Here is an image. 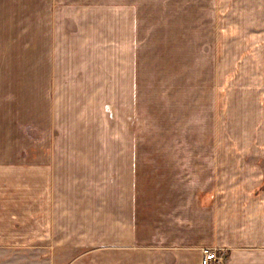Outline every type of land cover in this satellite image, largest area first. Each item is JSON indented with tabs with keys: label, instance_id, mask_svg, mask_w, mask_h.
<instances>
[{
	"label": "crops",
	"instance_id": "crops-1",
	"mask_svg": "<svg viewBox=\"0 0 264 264\" xmlns=\"http://www.w3.org/2000/svg\"><path fill=\"white\" fill-rule=\"evenodd\" d=\"M147 7L212 87L156 97L151 141L126 61ZM226 65L264 89V0H0V264H200L207 247L264 264V94L235 101L255 141H225Z\"/></svg>",
	"mask_w": 264,
	"mask_h": 264
},
{
	"label": "rangeland",
	"instance_id": "rangeland-1",
	"mask_svg": "<svg viewBox=\"0 0 264 264\" xmlns=\"http://www.w3.org/2000/svg\"><path fill=\"white\" fill-rule=\"evenodd\" d=\"M157 10L159 9L155 11ZM162 11L167 13V8H161ZM129 14L128 38L130 47L128 60H126L125 56H123V59L125 58L128 61L130 112L132 111L131 104L135 105V102L140 100V110L144 112L146 117L144 119L145 128L149 131L146 134V141H151V108L153 105H156L153 102L156 97L163 99L174 94L182 98L188 94H200L199 96L210 97L212 87H210L207 81L209 71L202 68V64L207 65V62L202 61L201 55L194 54L186 56L178 53H168L171 50V47L167 46L169 31H174V24L156 22L158 18L157 14H154L153 8L150 7L145 8L144 23L136 24L135 21L131 22V11ZM112 26L114 47L120 53L121 28L119 21H114ZM119 53L114 54V73L117 72L118 78L121 65V56ZM258 73L260 72L257 71ZM239 74L237 70H233V65H226L224 80V105L226 108L225 141L252 143L255 141L254 135L248 132L241 133L247 129H241L240 134L233 129L242 126L240 124L248 116L246 113L238 110L244 106V103H236L235 101L243 98L245 95L254 93L264 94V89L259 87V90L249 91L247 86L243 85V81L240 82L241 77ZM20 75L16 77L17 80L21 78L22 75ZM116 81L119 82V80H114V82ZM188 84L191 86L188 87ZM33 88L34 99H39L41 88L34 86ZM119 93L120 87L114 86V94ZM133 95L134 99H132ZM137 95L138 97L135 98ZM5 130L8 132L7 128ZM257 141L264 142V136H258ZM113 235L116 238L119 236V232L114 231ZM93 249L95 248H91V250ZM117 253L123 252L119 250ZM123 254L128 257L129 264H143V261L144 263L147 261L146 259L142 260L139 255L140 253H126L125 251ZM226 258H228V251H226Z\"/></svg>",
	"mask_w": 264,
	"mask_h": 264
},
{
	"label": "built area",
	"instance_id": "built-area-1",
	"mask_svg": "<svg viewBox=\"0 0 264 264\" xmlns=\"http://www.w3.org/2000/svg\"><path fill=\"white\" fill-rule=\"evenodd\" d=\"M226 251L217 247L202 248L200 264H226Z\"/></svg>",
	"mask_w": 264,
	"mask_h": 264
}]
</instances>
